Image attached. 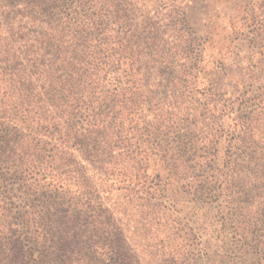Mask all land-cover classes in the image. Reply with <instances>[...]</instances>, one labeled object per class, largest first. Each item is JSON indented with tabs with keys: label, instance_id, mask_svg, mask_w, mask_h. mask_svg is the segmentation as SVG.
I'll list each match as a JSON object with an SVG mask.
<instances>
[{
	"label": "trees",
	"instance_id": "16d2710c",
	"mask_svg": "<svg viewBox=\"0 0 264 264\" xmlns=\"http://www.w3.org/2000/svg\"><path fill=\"white\" fill-rule=\"evenodd\" d=\"M168 1L0 0V264H140L123 217L127 206L161 205L160 175L149 173L159 148L150 138L175 88L169 65L155 66V46L167 50L172 32L187 33ZM256 4L241 33L264 55V0ZM146 12L175 22L162 25ZM188 39L193 59L202 44L192 30ZM189 68L192 76L197 63ZM183 75L181 97L187 68ZM157 77L167 82L162 91ZM260 91L258 102L243 104L247 123L264 110ZM240 162L228 164L225 184L234 191L245 185ZM115 186L124 191L116 198ZM171 254L162 264H172Z\"/></svg>",
	"mask_w": 264,
	"mask_h": 264
},
{
	"label": "rangeland",
	"instance_id": "374dc122",
	"mask_svg": "<svg viewBox=\"0 0 264 264\" xmlns=\"http://www.w3.org/2000/svg\"><path fill=\"white\" fill-rule=\"evenodd\" d=\"M256 2L168 1L171 9L183 13L187 33L172 32L167 50L155 46V66L169 65L166 70L173 71L170 76L175 88H169L170 113L150 138L159 148V154L151 157L149 173L160 175L155 181L161 205L127 206L123 217L140 264H162L170 253L172 264H263V246H257L255 234L260 229L257 240H264V110L247 123L243 104L259 101L256 96L264 89V55L256 54L241 33L249 30L247 21ZM146 13L162 25L175 22V15L157 18ZM190 30L202 44V52L193 54V59ZM191 60L197 68L189 76ZM186 68L187 94L181 97ZM156 82L158 91L165 89V80L157 77ZM232 101V109L214 105ZM191 134H195L193 140ZM234 144L243 145L242 149ZM167 148L169 158L164 156ZM233 159L246 161L238 167L245 185L235 191V185L227 188L225 184ZM109 186L103 184L106 194ZM116 187L112 189L114 198L124 192ZM71 189L77 190L75 185ZM22 190L17 193L26 208L29 197ZM231 200L243 207L233 209ZM151 244L156 247L152 249Z\"/></svg>",
	"mask_w": 264,
	"mask_h": 264
}]
</instances>
